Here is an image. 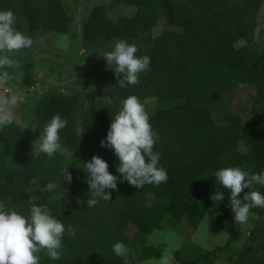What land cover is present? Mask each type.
I'll list each match as a JSON object with an SVG mask.
<instances>
[{"label": "trees", "instance_id": "trees-1", "mask_svg": "<svg viewBox=\"0 0 264 264\" xmlns=\"http://www.w3.org/2000/svg\"><path fill=\"white\" fill-rule=\"evenodd\" d=\"M113 5L132 7L135 12L112 18L109 7L98 5L82 25V49L91 54L87 88L45 96L32 113L33 129L15 122L0 129V202L27 216L29 198L37 197L35 203L50 209L64 224L60 259L41 252L39 264H123L127 254L119 257L112 252L116 242L130 246L138 262L158 259L161 247L147 244L154 230L176 229L184 217L212 210L219 228L229 235L227 244L211 251L184 244L174 260L175 264H213L239 236L230 193L221 189L223 201L210 199L219 187L214 172L226 167L250 174L264 171V47L254 42L264 0H113ZM0 10H11L14 27L32 39V46L22 53L34 50L35 42L46 34L75 36L74 18L65 0H0ZM161 21L165 28L153 35ZM118 40L135 44L137 56L150 57L149 68L136 85L120 88L102 59ZM18 70L17 86L31 88L37 83L33 64H22ZM246 89L253 92L245 101L244 116H238L237 123L217 125L210 105L218 104L229 120L234 115L233 93ZM130 95L140 102L154 101L149 117L156 134L153 152L160 154L158 167L167 171L168 179L137 189L118 178L110 201L97 198L94 207H87L83 163L98 156L118 176V158L99 142L106 137L120 101ZM56 115L67 121L59 143L69 157L59 151L52 157L35 151L39 133ZM240 144L244 151L238 149ZM66 168L72 176L70 184L61 177ZM48 182L57 188L41 193L39 189ZM63 188L65 198H57ZM252 190L264 195V186L253 185ZM248 191L239 195L242 202ZM250 214L256 220L232 264H264V208H252ZM69 226L74 236L68 234Z\"/></svg>", "mask_w": 264, "mask_h": 264}, {"label": "clouds", "instance_id": "clouds-1", "mask_svg": "<svg viewBox=\"0 0 264 264\" xmlns=\"http://www.w3.org/2000/svg\"><path fill=\"white\" fill-rule=\"evenodd\" d=\"M16 17L11 10H0V69L18 67V61L12 58L22 50L32 46V39L18 31L14 25ZM138 47L125 40L114 42L111 51H105L102 59L106 67H111L117 85L124 88L128 85L140 83V74L146 72L150 65V57L137 56ZM13 77L7 70L0 71V87L6 86ZM244 87L243 84L239 85ZM18 97L0 96V129L14 122V106ZM67 126V121L59 115L48 121L39 138L35 140V151L52 157L60 149V132ZM155 133L149 122V115L144 105L135 95H130L120 101V109L111 119L106 137L100 140V147L108 148L118 158L116 168L118 176L108 171V164L98 156H93L89 162L83 163L87 173L88 199L83 203L87 207H94L98 199L110 201L111 192L117 190V180L126 181L130 186L141 189L145 184L160 185L168 179L167 171L158 167L160 154L153 152ZM33 149V148H32ZM33 152V151H32ZM32 154V153H31ZM62 170L63 182L71 183L72 176ZM214 181L218 190L210 196L216 203L225 199L223 190H227L229 205L233 213V222L243 225L248 222L252 208H264V195L252 190L253 185L264 186V171L250 174L239 167L221 168L214 172ZM35 182V181H34ZM62 183V180L60 181ZM57 188L54 182H48L40 188L41 193L52 192ZM244 189L249 191L243 196L239 195ZM66 190L57 193V198L64 199ZM37 197L29 198V214L27 216L8 210L0 202V264H39L43 253L52 260L60 259L63 248L64 224L56 219L50 209L37 205ZM81 203L80 201H77ZM207 226L209 217L206 215ZM67 232L75 235V230L69 226ZM112 252L119 257L127 254L128 249L122 242L112 246ZM172 256L165 253L158 264H171Z\"/></svg>", "mask_w": 264, "mask_h": 264}, {"label": "rangeland", "instance_id": "rangeland-1", "mask_svg": "<svg viewBox=\"0 0 264 264\" xmlns=\"http://www.w3.org/2000/svg\"><path fill=\"white\" fill-rule=\"evenodd\" d=\"M65 2L74 18L75 36L69 38L60 34H46L38 38L37 42H35L34 50L12 55V58L18 61V67L25 63L33 64V73L37 83L31 88L17 86L15 83L20 76L18 67L0 69V71L7 70L13 77L6 86L0 87V96L18 97V103L13 109L15 114L14 122L28 129H33L32 113L45 96L57 92L72 94L77 88H87V81L91 73L87 59L91 54L86 55L83 52L81 29L90 10L98 5L107 6L110 8L108 14L112 18L120 15L132 16L135 12L132 7L125 5L114 6L113 0H65ZM164 28L165 23L163 21L159 22L153 31V35L159 34ZM254 42L264 47V7L259 14ZM89 89H91L90 85ZM252 92L246 89L240 93H233L231 108L234 115L232 114L233 117L229 120L221 114L219 105L212 103L210 110L215 123L217 125L237 123L238 118L244 116L243 113L246 112L245 101L248 94ZM153 102L151 99L141 102L149 117L154 109ZM238 149L241 151L245 150L241 144ZM58 151L69 157L68 152L64 149L60 148ZM206 215L209 217L208 226L206 222H202L205 220ZM190 216L184 217L176 229L154 230L147 237L148 245L161 247L160 258L138 262L133 249L129 246L127 247L128 252L123 264H158L166 252L172 256L171 264H175L174 253L184 244L191 245L196 250L203 249L208 251L227 244L229 235L219 228L215 213L212 210H207L203 214L194 213ZM255 220L256 216L249 214L248 222L243 225L239 224L238 239L230 245L229 250L221 253L213 264H232L231 259L245 245L248 231L253 227ZM134 232L133 230L130 231L128 236L132 237Z\"/></svg>", "mask_w": 264, "mask_h": 264}]
</instances>
